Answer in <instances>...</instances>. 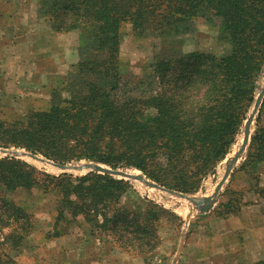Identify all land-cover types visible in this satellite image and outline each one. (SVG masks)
Instances as JSON below:
<instances>
[{"label":"trees","instance_id":"obj_1","mask_svg":"<svg viewBox=\"0 0 264 264\" xmlns=\"http://www.w3.org/2000/svg\"><path fill=\"white\" fill-rule=\"evenodd\" d=\"M37 12L55 34H79V61L61 89L53 90L47 110L0 122V147L59 164L132 169L167 190L196 193L229 152L253 102L264 63V0H38ZM200 20L218 24L230 47L227 56L158 54L136 83L125 81L128 71L119 60L123 26L136 37H171L192 32ZM247 160L255 170L264 163L262 122ZM0 184L8 193L55 195L49 238L66 234L62 223L82 218L130 255L155 250L157 223L169 214L140 201L125 204L133 192L129 181L97 173L50 175L14 158L0 159ZM232 206L229 201L226 208ZM0 224L13 228L14 249L33 230L31 215L5 199ZM5 244L0 264H16L1 251Z\"/></svg>","mask_w":264,"mask_h":264},{"label":"rangeland","instance_id":"obj_2","mask_svg":"<svg viewBox=\"0 0 264 264\" xmlns=\"http://www.w3.org/2000/svg\"><path fill=\"white\" fill-rule=\"evenodd\" d=\"M218 29V24L215 21L200 20L196 22L194 30L189 33L171 37H159L155 34L136 37L129 25L123 26L120 32L119 60L122 71H128L125 81L131 85L136 83L145 73L146 67L153 62L154 56L158 54L197 51L217 57L227 56L230 53V47L220 39ZM64 35V38L61 35L62 38L58 42L53 41L52 45H49V38L45 37L42 44L43 67L52 73L53 65L57 64V68L62 71L58 76L55 75V72L48 77L44 75L43 78L38 79L39 77L32 72L34 56L28 54L26 55L27 62L24 58L22 63L26 72L20 76H9L6 82L3 81L2 89L4 88V91L0 93L1 123L10 124L24 121L29 113L45 111L49 108L53 90L58 92L61 89L62 79L72 72L73 67L79 61V34L71 32ZM62 62L70 65L68 72L64 75L62 73L65 64L62 66ZM263 87L264 63L255 80L254 99L246 117ZM17 88H20L19 92L16 91ZM257 119L260 120L259 123ZM244 122L229 152L202 180L199 190L194 194L184 195L194 198L212 196L214 188L221 182L220 178L224 176L227 161L230 160L229 157L242 135ZM261 122L264 124V99L251 127V137L242 156V161L233 168L230 177L218 193L212 209L206 213L194 210L187 200L145 187L138 182L129 181L133 192L128 193L123 199L125 204L130 207L134 202L140 201L143 206L154 205L169 213L162 215L158 221V243L155 250L148 255L127 254L119 248L112 237L96 231L82 218L75 221L69 219L68 222L62 223L59 228L65 230L66 234L58 238H49V233L51 234L53 231L57 210L55 195L42 194L36 189L8 193L0 184V201L5 199L14 202L31 215L33 222L32 232L15 249L11 246V241L16 236L12 231L13 228H4L5 225L0 224V243H6L1 251L16 264H256L258 261L264 260V257L261 258L264 253L257 256L261 252L259 243L247 239L245 233L233 232L230 237L227 236L226 240H223L224 236L222 235H225L227 229L223 222L238 214L243 195L247 190L256 187V170L251 167L249 162L247 164V158L252 137ZM0 148L23 151L12 147ZM1 158L5 157L0 156ZM22 161L41 172L50 175L57 174L52 169L45 168L28 159ZM120 170L135 171L138 172L137 174H141L132 169ZM256 190L259 191L257 188ZM258 195L264 201V192L259 191ZM184 201L190 204L191 212L188 218H184L180 214L181 210L185 208ZM229 201L230 205L233 204V208H226ZM261 203L264 210V202ZM262 244L264 243L262 242Z\"/></svg>","mask_w":264,"mask_h":264},{"label":"crops","instance_id":"obj_3","mask_svg":"<svg viewBox=\"0 0 264 264\" xmlns=\"http://www.w3.org/2000/svg\"><path fill=\"white\" fill-rule=\"evenodd\" d=\"M37 8L38 0H0V93L4 91L3 81L6 82L9 76H20L26 72L22 63L24 58L27 62L28 54L34 56L32 72L39 77L38 79L43 78L44 75L48 77L55 72L58 76L62 72L57 68V64H51L54 66L52 73L44 69L42 44L45 37L49 38V45H52L53 41L58 42L65 35L61 37L55 34L45 20L39 17ZM64 64L63 75L68 72L70 66L62 62V66ZM16 91L19 92L20 88ZM256 175V187L245 192L238 214L223 222L227 229L222 236H224L223 240H226L233 232L245 233L247 239L260 244L261 252L257 255L259 257L264 253V244H262L264 243V210L261 203L264 201L258 197L259 191L264 192V163L257 165ZM263 257L262 255L261 258Z\"/></svg>","mask_w":264,"mask_h":264},{"label":"water","instance_id":"obj_4","mask_svg":"<svg viewBox=\"0 0 264 264\" xmlns=\"http://www.w3.org/2000/svg\"><path fill=\"white\" fill-rule=\"evenodd\" d=\"M263 99H264V87L260 90L253 104V107L250 111L252 113H249L248 117H246L245 119L243 125V131H242V135H244L243 144L238 149V152L234 157V159L230 161L229 164L226 166L224 176L221 182H219L216 189L214 190L213 195L207 198H194L188 195L178 193L176 191L167 190L163 187L158 186L154 182H151L150 180L146 179L142 174L132 175L124 170L111 169L103 165L92 162H83L77 164H59L24 150L20 151L15 149H2V148H0V156H4L5 158L20 159V160L28 159L45 168H49L58 172L56 176L60 174H72L74 176H84L89 173H97L101 175H108L112 178H116L119 180L138 182L143 184L145 187L167 193L168 195L177 198L187 200L192 205L194 210L198 211L199 213H206L212 209L218 193L221 191L227 179L230 177V173L232 172L233 168L236 166L241 155L244 154V152L246 151L247 145L249 143V139L251 137V127L256 120Z\"/></svg>","mask_w":264,"mask_h":264},{"label":"bare ground","instance_id":"obj_5","mask_svg":"<svg viewBox=\"0 0 264 264\" xmlns=\"http://www.w3.org/2000/svg\"><path fill=\"white\" fill-rule=\"evenodd\" d=\"M250 113H252V112H250ZM252 131V130H251ZM243 140H244V135H241V137H240V139H239V141H238V144H237V146H235V148H234V151H233V153L231 154V156L229 157L230 158V160H228L227 161V165L229 164V162L230 161H232L233 159H234V157L236 156V154H237V152H238V149L240 148V146L243 144ZM242 156H243V154L241 155V157L239 158V160H238V162H237V164H239L241 161H242ZM49 169V168H48ZM53 172H56V171H54L53 170ZM128 173H130V174H132V175H138L137 173L138 172H135V171H127ZM58 173V172H57ZM223 173H224V170H223ZM83 174V173H82ZM223 178V177H222ZM222 178H220L221 180H222ZM216 188V187H215ZM215 188H214V190H215ZM211 193V192H210ZM212 194V193H211ZM213 195V194H212ZM184 203H185V208L183 209V210H181V212H180V214L185 218V217H190V208H189V203H187V202H185L184 201Z\"/></svg>","mask_w":264,"mask_h":264}]
</instances>
